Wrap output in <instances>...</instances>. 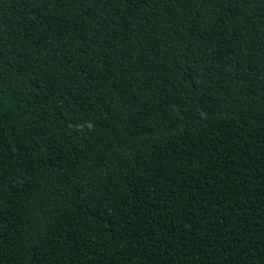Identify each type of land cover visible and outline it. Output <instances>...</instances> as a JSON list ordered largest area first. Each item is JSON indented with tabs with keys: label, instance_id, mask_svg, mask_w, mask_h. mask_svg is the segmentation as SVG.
I'll list each match as a JSON object with an SVG mask.
<instances>
[{
	"label": "trees",
	"instance_id": "16d2710c",
	"mask_svg": "<svg viewBox=\"0 0 264 264\" xmlns=\"http://www.w3.org/2000/svg\"><path fill=\"white\" fill-rule=\"evenodd\" d=\"M0 264H264V0H0Z\"/></svg>",
	"mask_w": 264,
	"mask_h": 264
}]
</instances>
